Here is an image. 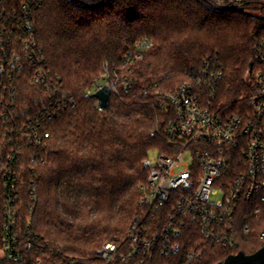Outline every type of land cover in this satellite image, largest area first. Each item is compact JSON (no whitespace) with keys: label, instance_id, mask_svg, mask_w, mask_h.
Listing matches in <instances>:
<instances>
[{"label":"trees","instance_id":"16d2710c","mask_svg":"<svg viewBox=\"0 0 264 264\" xmlns=\"http://www.w3.org/2000/svg\"><path fill=\"white\" fill-rule=\"evenodd\" d=\"M23 1L31 0H7L16 6ZM248 3L264 13V0ZM32 23L48 68L75 104L44 123L50 131L46 147L26 144L17 185L21 264H71L72 258L99 264L98 250L107 241L125 238L140 207V186L147 183L148 173L144 160L155 151L173 149L164 135H151L172 116L161 107L157 92L173 91L209 59L222 72L219 102H238L250 94L260 68L255 51L264 41V20L209 0H36ZM144 38L154 47L130 63V50ZM105 67L115 80L122 72L132 81V91L117 81L119 94H111L108 108L101 110L93 92ZM35 102L24 80L18 102L23 114H35ZM236 107L238 103L232 109ZM251 206L239 203L237 248L206 243L202 255L189 264H217L231 254L261 249L264 200L254 204L263 211L258 218L246 216ZM188 235L177 255H157L144 264H186L187 250L201 239L198 235L189 242ZM11 263L0 257V264ZM112 264L137 263L116 259Z\"/></svg>","mask_w":264,"mask_h":264},{"label":"built area","instance_id":"2783aa9c","mask_svg":"<svg viewBox=\"0 0 264 264\" xmlns=\"http://www.w3.org/2000/svg\"><path fill=\"white\" fill-rule=\"evenodd\" d=\"M209 1L264 20L261 6H250L248 0ZM35 3L23 1L16 6L0 0V257H9L11 264L23 260L17 185L26 144L46 147L50 131L44 123L75 104L62 93L60 78L48 68L37 42L32 23ZM153 47V41L141 39L127 58L133 63ZM255 58L260 68L254 74L252 90L238 102H219L222 72L209 59L173 91L157 92L161 107L172 116L163 129L157 126L151 135H164L173 149L171 153L155 151L156 157L144 160L148 173L147 183L140 186V207L125 238L107 241L98 250L99 264H112L116 259L144 264L157 255L175 256L188 233L189 242L198 235L201 239L187 250L186 264L202 255L206 243L238 247L239 203L249 202L252 206L246 216L257 218L262 208L254 204L264 200V41L256 47ZM24 80L35 95L37 114H23L18 105ZM117 81L126 92L132 91V81L126 76L115 80L108 67L95 91L107 84L111 94H119ZM235 103L238 108L233 110ZM35 192L33 187L32 197ZM218 194L219 199L212 201ZM248 229L247 224L245 231ZM70 261L79 264L76 258Z\"/></svg>","mask_w":264,"mask_h":264},{"label":"water","instance_id":"95a60500","mask_svg":"<svg viewBox=\"0 0 264 264\" xmlns=\"http://www.w3.org/2000/svg\"><path fill=\"white\" fill-rule=\"evenodd\" d=\"M252 70L253 63H250L249 71L252 72ZM111 93L112 90L107 84L93 93V97L97 99L100 109L104 110L108 108ZM217 264H264V246L253 254H246L243 251L237 254H231L224 261Z\"/></svg>","mask_w":264,"mask_h":264},{"label":"rangeland","instance_id":"374dc122","mask_svg":"<svg viewBox=\"0 0 264 264\" xmlns=\"http://www.w3.org/2000/svg\"><path fill=\"white\" fill-rule=\"evenodd\" d=\"M120 73H121L120 76L123 77L124 75L122 74V72H120ZM103 77H104V76H103ZM185 81H186V80H185ZM183 82H184V81H183ZM96 84H97V83H96ZM96 84H95V85H96ZM90 91H91V90H90ZM95 92H96V91H95ZM151 155H152L151 157L154 158V157H156L157 153L154 152V153H152ZM218 192H219V191H218ZM219 197H220V194H218V195H214V196H212L211 200H212V201H215V200L219 199ZM262 213H263V211H262ZM262 213L259 215V217L262 215ZM257 218H258V217H257ZM103 245H104V244H103ZM103 245H102V246H103ZM96 255H97V253H96ZM198 257H200V256H197L196 258H198ZM196 258H195V259H196ZM195 259H194V260H195ZM191 262H192V261H191ZM191 262H190V263H191ZM188 264H189V263H188Z\"/></svg>","mask_w":264,"mask_h":264}]
</instances>
